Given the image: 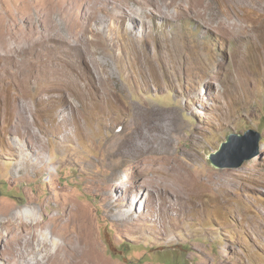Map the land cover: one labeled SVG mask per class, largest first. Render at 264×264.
<instances>
[{
	"label": "rangeland",
	"instance_id": "rangeland-1",
	"mask_svg": "<svg viewBox=\"0 0 264 264\" xmlns=\"http://www.w3.org/2000/svg\"><path fill=\"white\" fill-rule=\"evenodd\" d=\"M93 1L0 0V213L36 201L55 240H84L85 264H264V0H207L214 18L171 9L173 20L153 19L134 38L115 22L114 44L105 46L113 81L91 65L99 91L76 51L44 48L46 9L65 10L60 19L81 38L96 28L86 20ZM34 39L37 55L21 64L19 48ZM138 109L164 117L171 143L153 166L138 168L147 186L112 153L143 124ZM82 122L94 135L81 138ZM249 130L262 136L260 155L240 168L213 167L209 155ZM14 141L40 153L43 166L19 177L7 148ZM231 146L224 164L247 156L251 140ZM173 159L185 167L182 182ZM115 190L129 197V222L109 215L106 196Z\"/></svg>",
	"mask_w": 264,
	"mask_h": 264
},
{
	"label": "bare ground",
	"instance_id": "bare-ground-1",
	"mask_svg": "<svg viewBox=\"0 0 264 264\" xmlns=\"http://www.w3.org/2000/svg\"><path fill=\"white\" fill-rule=\"evenodd\" d=\"M102 3H106L107 6L101 5L99 7L98 0H94L90 4V9L86 13V20L88 23L96 22V28L92 29L91 35L88 34L87 30H84L81 38L71 35V27L60 19L59 13L63 14L65 10L59 11L58 7L53 5L46 9L45 16V33L48 39L44 42V48L49 51V49L55 50V46H63L69 51H76L80 60L90 63L88 70L94 77L93 88L96 91L101 88L104 89V87L102 82L99 84L97 79L95 80V76H99V74L93 72L91 65L95 71L100 67L103 68L109 75V81H113V75H111L109 63L106 60L108 55L105 46L108 43L114 44V40L109 39L112 38L114 30L111 28L115 22L126 27L128 35L134 38L133 34L137 35L139 28L142 34L146 35L147 31L155 26L153 19L173 20L175 15L171 9H175L177 11L175 14L178 15L190 14L196 17H205L210 12V17L214 18L215 16L212 4L207 0H128L127 4L102 0ZM99 13H104L105 17L100 18ZM36 45V39L31 41L29 48H24L21 45L18 50V57L22 59L21 64L29 55H37ZM11 48L9 49L10 53L14 51ZM2 56L6 57L3 54ZM8 59L11 58L8 57ZM25 113L24 110L21 111V114ZM137 115L140 119L143 118V124L137 123L119 143L114 145L112 153L124 164H131L137 169L139 167L148 168L155 164L154 157L159 152L171 147L169 133L166 131L164 117H160L158 112L148 113L138 109ZM171 119L176 125V117L172 116ZM77 126L81 138L84 139L93 134L91 125L86 122H82L80 125L77 123ZM83 130L88 131V134L85 135ZM71 137L72 134L70 133L64 134L66 140ZM7 148L19 158V168L15 170L19 177H22L21 174L26 175L28 168L35 171L43 166L39 158L40 153L37 152V157L30 156L28 152L32 153L33 151L16 145L15 141L10 142ZM137 172V184L147 186V171L138 169ZM184 172L183 164L177 159H173L172 176L178 182H182ZM143 178L145 180L141 184ZM114 179L120 181L121 174H116ZM118 191L115 190L114 194L111 191L107 192L109 215L121 223H126L132 219V214L127 210L130 204L129 197L123 199ZM35 202L28 201L26 205L29 206L17 204L10 210L0 213V248H4L0 253V260H4V264H85L83 254L87 257L91 254L85 252L82 244L84 240L80 243L73 236L67 237L63 242L55 240L56 235L49 231L47 222L41 220L40 214L44 207L38 208ZM46 214L44 213V216ZM87 264L92 263L89 260Z\"/></svg>",
	"mask_w": 264,
	"mask_h": 264
},
{
	"label": "water",
	"instance_id": "water-1",
	"mask_svg": "<svg viewBox=\"0 0 264 264\" xmlns=\"http://www.w3.org/2000/svg\"><path fill=\"white\" fill-rule=\"evenodd\" d=\"M262 136L259 132L255 130H249L245 133V135H230L227 138V142H225L219 151L210 154L209 160L213 167L217 169H236L243 166V164L247 161L253 160L254 158L258 157L260 155V142H261ZM245 141V140H251V146L249 153L247 156H243L236 164H224L221 162V158L226 155V150L230 147L235 141Z\"/></svg>",
	"mask_w": 264,
	"mask_h": 264
},
{
	"label": "clouds",
	"instance_id": "clouds-1",
	"mask_svg": "<svg viewBox=\"0 0 264 264\" xmlns=\"http://www.w3.org/2000/svg\"><path fill=\"white\" fill-rule=\"evenodd\" d=\"M210 161V160H209ZM54 171V170H53Z\"/></svg>",
	"mask_w": 264,
	"mask_h": 264
}]
</instances>
